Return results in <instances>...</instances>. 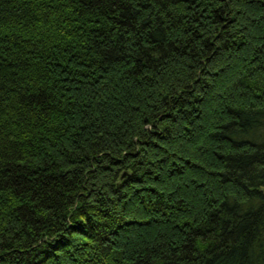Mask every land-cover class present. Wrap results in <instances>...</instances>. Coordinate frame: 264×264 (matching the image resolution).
Returning a JSON list of instances; mask_svg holds the SVG:
<instances>
[{
    "label": "trees",
    "instance_id": "1",
    "mask_svg": "<svg viewBox=\"0 0 264 264\" xmlns=\"http://www.w3.org/2000/svg\"><path fill=\"white\" fill-rule=\"evenodd\" d=\"M0 264H264V0H0Z\"/></svg>",
    "mask_w": 264,
    "mask_h": 264
}]
</instances>
